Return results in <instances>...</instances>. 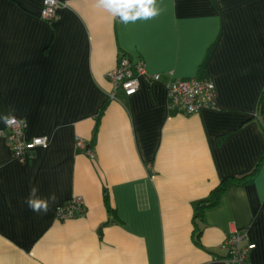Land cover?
<instances>
[{"label": "crops", "instance_id": "0c3cea01", "mask_svg": "<svg viewBox=\"0 0 264 264\" xmlns=\"http://www.w3.org/2000/svg\"><path fill=\"white\" fill-rule=\"evenodd\" d=\"M56 1L49 24L43 0H0V130L7 116L48 139L20 164L0 137V264H227L234 231L264 264V0H156L159 15L128 24L96 0ZM120 56L160 81L113 92ZM172 78L209 79L214 108L171 110ZM244 177L204 212L196 245L197 204ZM33 187L55 195L46 213L29 208ZM75 196L84 215L56 221Z\"/></svg>", "mask_w": 264, "mask_h": 264}, {"label": "built area", "instance_id": "2783aa9c", "mask_svg": "<svg viewBox=\"0 0 264 264\" xmlns=\"http://www.w3.org/2000/svg\"><path fill=\"white\" fill-rule=\"evenodd\" d=\"M64 5L56 0H43L41 19L44 22L52 23L57 19V12ZM106 79L112 85L113 92L121 91L124 97L134 96L139 88V78L146 77L151 82H159V75H149L145 65L141 61L132 62L126 56H120L113 70L106 74ZM166 97L171 110H180L187 116L198 114L204 109L214 108V86L207 78H194L186 81L173 79L166 85ZM114 100V93L110 95ZM25 123L22 120L9 118L4 122L0 130V137L5 141L11 156L20 164L32 160L34 151L38 148H45L48 139L36 137L27 139L25 137ZM76 149L90 159L94 154L81 140H76ZM85 206L83 199L79 196L72 197L55 212V220L65 222L83 216ZM255 248L252 244H246L244 231L230 233L221 245L224 259L227 264H250L249 253Z\"/></svg>", "mask_w": 264, "mask_h": 264}, {"label": "clouds", "instance_id": "9594fccd", "mask_svg": "<svg viewBox=\"0 0 264 264\" xmlns=\"http://www.w3.org/2000/svg\"><path fill=\"white\" fill-rule=\"evenodd\" d=\"M96 6L103 8L113 17H118L121 23H135L137 20H149L159 15L156 0H96ZM5 123L9 117L5 116ZM38 189L33 187L30 190L29 198L26 201L29 208L37 213L48 211V200L55 201L53 194L47 199L37 196Z\"/></svg>", "mask_w": 264, "mask_h": 264}, {"label": "trees", "instance_id": "16d2710c", "mask_svg": "<svg viewBox=\"0 0 264 264\" xmlns=\"http://www.w3.org/2000/svg\"><path fill=\"white\" fill-rule=\"evenodd\" d=\"M247 177H244L242 179L228 178L221 181L219 185L209 193L208 197L205 200L197 204L195 208V214L193 217V227H194L193 239L196 245L199 246V237L202 232V221H203L204 212L207 210L214 209L220 204L223 196L225 195L230 185L240 184Z\"/></svg>", "mask_w": 264, "mask_h": 264}]
</instances>
